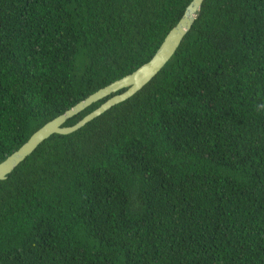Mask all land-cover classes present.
Instances as JSON below:
<instances>
[{
	"label": "trees",
	"instance_id": "16d2710c",
	"mask_svg": "<svg viewBox=\"0 0 264 264\" xmlns=\"http://www.w3.org/2000/svg\"><path fill=\"white\" fill-rule=\"evenodd\" d=\"M191 1L0 0V162ZM0 264H264V0H204L140 91L0 180Z\"/></svg>",
	"mask_w": 264,
	"mask_h": 264
},
{
	"label": "water",
	"instance_id": "95a60500",
	"mask_svg": "<svg viewBox=\"0 0 264 264\" xmlns=\"http://www.w3.org/2000/svg\"><path fill=\"white\" fill-rule=\"evenodd\" d=\"M204 0H192L186 7L178 23L168 32L163 42L153 57L132 73L112 82L97 90L87 98L66 110L61 115L50 120L34 132L30 138L16 151L0 162V180H6L8 175L23 162L46 139L54 134H71L88 122L102 115L113 106L129 99L150 82L175 54L185 35L189 32L195 20L198 18ZM122 89L124 92L116 94L106 100L97 109L87 114L76 124L64 126V123L89 107L91 104Z\"/></svg>",
	"mask_w": 264,
	"mask_h": 264
}]
</instances>
